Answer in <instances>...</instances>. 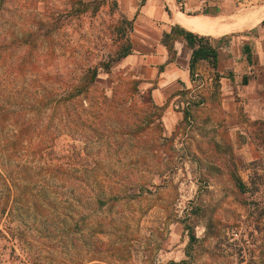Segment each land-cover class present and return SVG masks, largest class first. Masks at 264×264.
I'll use <instances>...</instances> for the list:
<instances>
[{
  "label": "rangeland",
  "instance_id": "374dc122",
  "mask_svg": "<svg viewBox=\"0 0 264 264\" xmlns=\"http://www.w3.org/2000/svg\"><path fill=\"white\" fill-rule=\"evenodd\" d=\"M220 2L225 18L264 7ZM127 20L117 0H0V104L29 100L56 72L80 85L88 68L112 64L71 112L28 111L55 135L38 150L36 131L0 164V264H264V67L242 74L232 97L196 71L193 91L168 86L154 103L121 58L133 50Z\"/></svg>",
  "mask_w": 264,
  "mask_h": 264
},
{
  "label": "crops",
  "instance_id": "0c3cea01",
  "mask_svg": "<svg viewBox=\"0 0 264 264\" xmlns=\"http://www.w3.org/2000/svg\"><path fill=\"white\" fill-rule=\"evenodd\" d=\"M117 5L124 17L135 22L133 50L125 58V65H137L138 78L149 90L154 103L168 101V96L163 93L168 86L175 92L196 88V80L192 79L190 72L193 49L185 38H177L171 45L174 51L172 58L163 40L164 35L170 34L174 27L183 28L180 24L191 27L193 32L183 29L199 38L210 37V44L216 47L217 66L201 61L200 69L196 71L202 76L207 73L206 78L211 81L214 79L211 72L218 75L222 84L221 96H234L242 74L258 72L264 67V19L255 23L249 33L237 34L233 27L244 28L255 24L237 26L221 21L227 14L222 8L225 3L220 0H117ZM179 5L186 13L176 9ZM256 10L260 9L256 7ZM201 32L213 34L202 35Z\"/></svg>",
  "mask_w": 264,
  "mask_h": 264
},
{
  "label": "trees",
  "instance_id": "16d2710c",
  "mask_svg": "<svg viewBox=\"0 0 264 264\" xmlns=\"http://www.w3.org/2000/svg\"><path fill=\"white\" fill-rule=\"evenodd\" d=\"M128 23L130 21L127 20ZM189 31H191L186 26H181ZM183 28H176L174 27L172 29V32L170 34H165V39H171L175 38L176 36H182L186 39L188 45L193 49L191 61H190V72L191 77L194 80L195 72L197 69L198 64L201 61H211L214 67L217 66V59H218V53L215 46L210 44L209 39L207 37H198L192 32H188L184 30ZM49 33V32H48ZM47 33V34H48ZM40 36H47V35H41L36 34L34 35L33 39H37ZM166 45L169 47V51L172 52V47L169 42H165ZM132 52V45L130 44V48L127 49L125 53L121 55V58L128 56ZM29 55H26L23 60L28 61ZM120 58H117L116 61H118ZM250 60V58H249ZM112 69V64L110 61H105L103 65L100 66H94L91 68H88L87 74L85 77H83L80 85H72L71 84V77L68 76L72 70H68L67 72H56L54 76H52V83L50 86L42 85L41 83H36L38 86V90H41L40 92H35L33 95L34 97L30 98L29 100H22V103L20 101L13 99L12 97H5L1 101L0 104V164L3 165V159H6L10 155L14 154L17 150V145L19 143H23L27 138H29L31 135H33L36 131V137L40 138L39 141V149L43 147L44 143L50 139H53L52 136L55 135L54 131H49L48 127L44 125V122H41V126L39 127V120L32 118L28 119L27 117L29 115V112L33 115L39 116V112L41 113L44 110H54L59 111L61 107L66 106V109L71 112L73 108H77V104L80 105V102L84 98H89V95L93 92V90L96 88L98 83V77L99 75L104 72L108 73ZM75 76V75H74ZM73 76V77H74ZM70 79V80H69ZM35 85H32V87ZM55 87L58 88H65L69 90L71 88L67 95L61 99L55 98ZM184 93L189 91H183ZM114 96V95H113ZM104 100L112 102L113 97L109 98L106 95L103 97ZM83 106V105H82ZM115 106L112 104H107L105 107L102 106V111H106L107 109L111 110V108H114ZM74 110V109H73ZM71 114V113H70ZM74 115V114H72ZM13 128V131L11 132L10 128ZM16 128V131L14 129ZM67 128V127H66ZM67 130L70 132L74 130V125H71V127H68ZM129 133H135L134 131H130ZM136 134V133H135ZM51 136V137H50ZM135 136H138L137 134ZM31 138V137H30ZM45 168V167H44ZM43 169H40V173L42 174ZM52 171H61V169L58 167L57 169H51ZM46 171H50L46 167ZM48 172H45L46 174ZM46 176V175H45ZM11 178V177H10ZM0 180L1 181H8V173L5 171L0 172ZM48 183L45 182L41 187L42 190L48 189ZM89 183H86L84 181L80 182V190H81V196H84V194L87 192ZM121 186V185H120ZM83 193V194H82ZM5 203H3L4 205ZM192 239H194V235H191ZM186 260L181 261L180 263H175L172 261L170 264H185Z\"/></svg>",
  "mask_w": 264,
  "mask_h": 264
},
{
  "label": "bare ground",
  "instance_id": "6f19581e",
  "mask_svg": "<svg viewBox=\"0 0 264 264\" xmlns=\"http://www.w3.org/2000/svg\"><path fill=\"white\" fill-rule=\"evenodd\" d=\"M259 11L256 10L255 6H248L240 9L236 15L228 16L220 20L230 25H252L264 19V7Z\"/></svg>",
  "mask_w": 264,
  "mask_h": 264
}]
</instances>
